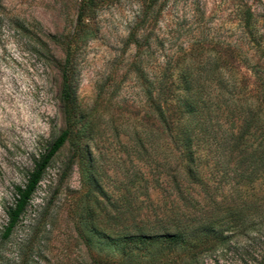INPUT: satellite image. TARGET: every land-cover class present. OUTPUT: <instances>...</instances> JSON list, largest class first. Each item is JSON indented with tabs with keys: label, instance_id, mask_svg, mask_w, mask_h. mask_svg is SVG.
I'll return each mask as SVG.
<instances>
[{
	"label": "rangeland",
	"instance_id": "rangeland-1",
	"mask_svg": "<svg viewBox=\"0 0 264 264\" xmlns=\"http://www.w3.org/2000/svg\"><path fill=\"white\" fill-rule=\"evenodd\" d=\"M253 115L264 0H0V264H264V210L222 243L127 238L236 210L217 152L194 144L191 163L171 142ZM64 131L2 239L15 188Z\"/></svg>",
	"mask_w": 264,
	"mask_h": 264
},
{
	"label": "trees",
	"instance_id": "trees-1",
	"mask_svg": "<svg viewBox=\"0 0 264 264\" xmlns=\"http://www.w3.org/2000/svg\"><path fill=\"white\" fill-rule=\"evenodd\" d=\"M80 10L82 11L81 8ZM63 94L65 98L69 96L66 84L63 87ZM178 106H183L185 113L193 117L195 125L200 126L196 117H201V115H195L199 110L195 104L187 106L179 103ZM224 123L220 122L218 119L216 123H211L209 120L207 127L212 128L216 126L220 128ZM239 127L243 130L238 132L209 133L197 136L189 132L181 133L175 136L171 142L172 147H174L173 149L178 150V152L180 151L183 155L190 153V157L187 158L191 163L194 161L191 155L192 146L194 144L195 150L200 145L202 147L206 146L208 149H214V151L217 152V159L215 161V164L218 165L217 169L221 172L226 182L228 181L227 184L230 188V192L236 196L237 200L241 201L240 204L235 207L236 210L229 213L231 209H226L225 215L218 216L216 214L214 217L211 216L210 221L183 228V231L178 232L174 229L175 232L163 231L158 234H152L138 230L134 233H128L129 235L127 238L140 242L157 239L173 244L178 241L184 242L186 239H213L215 242L222 243L225 239V232L232 231L230 229H240L244 226V217L247 216V214L243 213L245 209L250 210L253 214L257 213L259 210H264V118L253 115L251 118H246L241 121ZM251 129H255V131H251ZM65 139L66 132L64 131L54 140L41 159L35 162L34 168L32 172L29 173L26 183L22 187L15 188L16 198L13 206L6 210L7 224L4 227L1 236L2 239L8 238L12 229L17 224L20 215L23 213L41 180L46 165L64 144ZM198 164L199 163H197V165ZM194 171H197V166H195ZM244 199L250 200L249 206H242L244 205ZM224 218L225 222L219 221V219L223 220ZM254 223L255 222H251V225L253 226Z\"/></svg>",
	"mask_w": 264,
	"mask_h": 264
}]
</instances>
